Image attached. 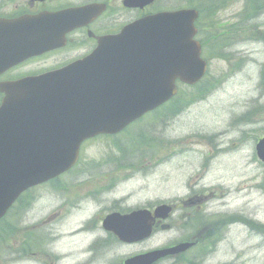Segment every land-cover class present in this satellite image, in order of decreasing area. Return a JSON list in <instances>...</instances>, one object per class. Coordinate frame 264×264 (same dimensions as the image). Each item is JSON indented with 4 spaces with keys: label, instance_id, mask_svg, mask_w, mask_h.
I'll list each match as a JSON object with an SVG mask.
<instances>
[{
    "label": "rangeland",
    "instance_id": "obj_1",
    "mask_svg": "<svg viewBox=\"0 0 264 264\" xmlns=\"http://www.w3.org/2000/svg\"><path fill=\"white\" fill-rule=\"evenodd\" d=\"M254 2H155L160 10L201 3L203 11L197 26L199 39L204 43L207 71L195 86H179L173 103L136 122L139 134L144 132L145 139L152 143L149 150L140 146L138 151L153 156L149 163L140 162L137 170L148 164L150 172L135 174L119 186L114 197L132 194L126 197L129 205L147 207L157 202H175L190 189L206 191V210L227 217L231 214V221L235 222L230 227L223 226L183 256L191 258V264H264V164L254 151L256 140L264 137V10L249 19ZM180 106L183 110L171 115ZM135 126L130 125L121 139L115 137L125 150L132 152L137 143H148L143 138L133 142L129 134L135 133ZM107 141L103 137L88 141L81 153L125 154L116 145L117 151H110ZM63 180L67 183L72 178ZM53 187L29 191L0 222V264H122L128 256L168 245L182 235L177 210L166 221L170 229L156 230L144 241L124 244L107 238L106 242V233L96 220L102 217L105 205L98 209L91 203H81V210L71 216L69 206L59 205ZM79 195L84 197L82 191ZM32 198V209L23 213ZM88 223L92 224V233H79ZM25 240L29 242L25 247H32L17 254ZM96 240L102 248L94 245ZM106 243L108 247H104ZM201 250L209 254L204 261L194 258L203 253ZM179 261L174 259L171 263L168 258L156 264Z\"/></svg>",
    "mask_w": 264,
    "mask_h": 264
},
{
    "label": "water",
    "instance_id": "obj_2",
    "mask_svg": "<svg viewBox=\"0 0 264 264\" xmlns=\"http://www.w3.org/2000/svg\"><path fill=\"white\" fill-rule=\"evenodd\" d=\"M196 17L194 9H181L124 27L120 35L108 39L101 78L89 80L82 62L54 73L49 81L27 83L40 92L39 119L37 126H0V218L23 190L72 165L84 138L117 132L157 107L174 95L176 78L187 84L201 78L205 62L193 40ZM14 131V137L6 133ZM255 149L264 161V138ZM168 212V207L158 206L153 217L146 210L112 214L104 227L122 241H137L150 234L154 217L165 218ZM189 246L181 243L152 251L124 264H152Z\"/></svg>",
    "mask_w": 264,
    "mask_h": 264
},
{
    "label": "flooded vegetation",
    "instance_id": "obj_3",
    "mask_svg": "<svg viewBox=\"0 0 264 264\" xmlns=\"http://www.w3.org/2000/svg\"><path fill=\"white\" fill-rule=\"evenodd\" d=\"M154 3L139 8L125 6L124 0H0V103L5 96L2 85L22 82L88 57L104 37L116 35L124 25L155 13ZM81 158L67 174L75 172L78 176L74 179L79 180L78 187L85 185L84 190H101L99 194L105 198L95 201L105 205L104 210L123 213L127 208L123 207L125 198L113 196L123 178L116 180L115 175L121 170L126 180L132 178L138 171L134 168L147 157ZM91 170L98 175H92ZM61 177L55 183H60ZM207 202L206 196L196 192L180 201L182 232H190L187 238L195 240V245L219 232L223 224L231 226V216L223 222L212 218L213 213L206 210Z\"/></svg>",
    "mask_w": 264,
    "mask_h": 264
},
{
    "label": "trees",
    "instance_id": "obj_4",
    "mask_svg": "<svg viewBox=\"0 0 264 264\" xmlns=\"http://www.w3.org/2000/svg\"><path fill=\"white\" fill-rule=\"evenodd\" d=\"M260 7H262V4L258 1H255L254 5H252V10H256V8L259 9ZM21 248L23 249V245L21 246Z\"/></svg>",
    "mask_w": 264,
    "mask_h": 264
}]
</instances>
